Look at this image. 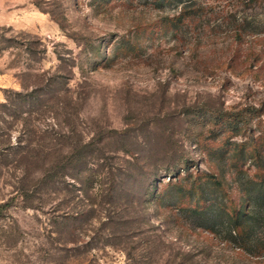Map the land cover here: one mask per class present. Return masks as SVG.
Listing matches in <instances>:
<instances>
[{"label": "rangeland", "instance_id": "374dc122", "mask_svg": "<svg viewBox=\"0 0 264 264\" xmlns=\"http://www.w3.org/2000/svg\"><path fill=\"white\" fill-rule=\"evenodd\" d=\"M182 4L173 27L167 1L0 0V101L37 88L23 116L43 150L28 174L0 163V264H264V209L249 231L212 225L247 205L243 180L264 189V166L225 150L249 140L264 157V0ZM226 114L238 134L220 130ZM23 121L6 116L0 141Z\"/></svg>", "mask_w": 264, "mask_h": 264}, {"label": "trees", "instance_id": "16d2710c", "mask_svg": "<svg viewBox=\"0 0 264 264\" xmlns=\"http://www.w3.org/2000/svg\"><path fill=\"white\" fill-rule=\"evenodd\" d=\"M162 4L164 1L172 2L174 5H180L178 13L174 14L170 18V24H174V26L177 25V22L181 20L182 12L185 10L184 5L182 4L186 0H159ZM170 25V27H171ZM50 84V82L48 83ZM36 93V94H32ZM37 88H34L33 90L29 92H24L21 90H11L8 89L5 93V98L0 101V122L5 121L6 116H12V117H20L23 119V123L21 127L19 128V134L16 136V141L14 143H11L10 141L1 142L0 141V163L7 164L10 160H15L17 162V166L24 172L27 173L28 165L32 164L34 160L40 159L41 154L43 150L40 148L34 149L35 147L31 146L32 140H34L31 137V133L29 129L27 128V122L25 121V116H23V113L26 111H31V108L35 106V104L40 103L42 99V94L38 93ZM232 117L227 116L225 123L223 126H221L220 130L224 132H230L233 134H238L240 132V127L237 124V118L236 114H231ZM2 129V125H0V130ZM37 134L40 136V133L38 131H32V136H35L34 134ZM219 133H216V136H218ZM40 137H37L35 140V143H39ZM258 142V140L256 141ZM89 145V142H83L78 145H74L71 149H69L66 153H63L61 151H54L53 152V158L51 160V163L46 168L41 169L40 176H38V179L40 181L46 180L49 177H52L53 174L59 173L61 170L65 168L67 165V161L69 160V163L71 164V160H73V164L79 161L80 157L85 154L84 146ZM239 149L238 152L241 155H244L245 153H248L249 157L256 158L255 165L258 167L263 168L264 166V157L259 152L258 157H255L253 153L250 151L252 149L249 140L243 141L241 143H235L232 149L229 147V149H225L229 154V161H235V147ZM205 148V147H204ZM225 150L222 152L225 153ZM254 151V149H253ZM263 158H262V157ZM233 168L235 167V164L230 163ZM186 172H184L183 175H180L177 177V183H179V187L177 190L179 191H185L187 188L183 187L181 184V181L183 179H190L193 172L188 170L186 167ZM239 173H242V169H238ZM23 173V175H24ZM195 173H199V169L195 171ZM242 175V174H241ZM21 180V178H19ZM243 180V179H242ZM260 184L263 185L264 188V175H262L260 179ZM247 179L242 182V189L243 194L242 195H248L247 205L243 204V197L241 198V201H238V203H232L233 200H230L229 203H232L230 208H227L226 211H224V215L219 214V219H213V224H218L226 226L229 232L235 231L237 229V232L240 233V231H249L251 230V227L255 221V213L253 208H262L264 209V189L254 191V189L250 192V189L246 186ZM21 189H28V187L25 188V186L21 183ZM191 190V189H188ZM213 208V215H218V204L212 203L210 205ZM199 209L193 208L192 211L195 213H198L199 215H203L201 211H198ZM202 218H207L211 220V217L204 214ZM211 226V225H210ZM212 228V226H211Z\"/></svg>", "mask_w": 264, "mask_h": 264}]
</instances>
